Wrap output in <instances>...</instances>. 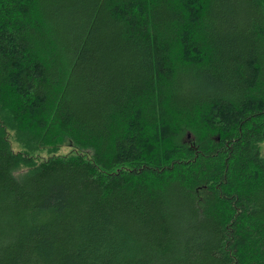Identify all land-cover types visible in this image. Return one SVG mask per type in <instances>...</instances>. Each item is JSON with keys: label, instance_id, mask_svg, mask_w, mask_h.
<instances>
[{"label": "trees", "instance_id": "16d2710c", "mask_svg": "<svg viewBox=\"0 0 264 264\" xmlns=\"http://www.w3.org/2000/svg\"><path fill=\"white\" fill-rule=\"evenodd\" d=\"M262 137L264 0H0V264H264Z\"/></svg>", "mask_w": 264, "mask_h": 264}, {"label": "rangeland", "instance_id": "374dc122", "mask_svg": "<svg viewBox=\"0 0 264 264\" xmlns=\"http://www.w3.org/2000/svg\"><path fill=\"white\" fill-rule=\"evenodd\" d=\"M13 148H14L15 151H19V145L17 143H13ZM63 151L64 152H68V151H70V148L65 147L63 149Z\"/></svg>", "mask_w": 264, "mask_h": 264}, {"label": "bare ground", "instance_id": "6f19581e", "mask_svg": "<svg viewBox=\"0 0 264 264\" xmlns=\"http://www.w3.org/2000/svg\"><path fill=\"white\" fill-rule=\"evenodd\" d=\"M263 138V137H262ZM264 139V138H263ZM255 142V141H254ZM259 145V144H258ZM260 148V147H259ZM53 151V150H52ZM261 152H263V151H261ZM56 155V154H55ZM263 155H264V153H263ZM260 156V155H259ZM54 157V156H53Z\"/></svg>", "mask_w": 264, "mask_h": 264}]
</instances>
